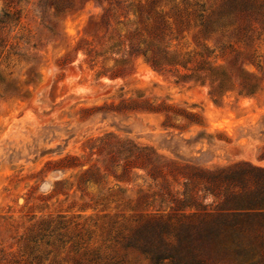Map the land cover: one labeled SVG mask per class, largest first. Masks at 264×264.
Listing matches in <instances>:
<instances>
[{
	"label": "rangeland",
	"instance_id": "obj_1",
	"mask_svg": "<svg viewBox=\"0 0 264 264\" xmlns=\"http://www.w3.org/2000/svg\"><path fill=\"white\" fill-rule=\"evenodd\" d=\"M239 161L264 0H0V264H153L124 243L160 175Z\"/></svg>",
	"mask_w": 264,
	"mask_h": 264
},
{
	"label": "trees",
	"instance_id": "obj_2",
	"mask_svg": "<svg viewBox=\"0 0 264 264\" xmlns=\"http://www.w3.org/2000/svg\"><path fill=\"white\" fill-rule=\"evenodd\" d=\"M160 176L166 191L145 196L153 210L140 215L126 247L140 249L153 264H264V166L239 161L198 168L181 190Z\"/></svg>",
	"mask_w": 264,
	"mask_h": 264
}]
</instances>
